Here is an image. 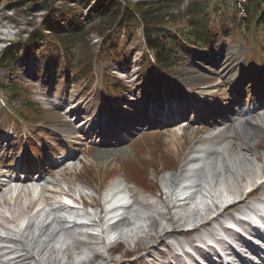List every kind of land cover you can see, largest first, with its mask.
I'll list each match as a JSON object with an SVG mask.
<instances>
[{
  "label": "rangeland",
  "instance_id": "rangeland-1",
  "mask_svg": "<svg viewBox=\"0 0 264 264\" xmlns=\"http://www.w3.org/2000/svg\"><path fill=\"white\" fill-rule=\"evenodd\" d=\"M18 1L20 0H0V58L3 56L4 50L10 49L13 52L9 66L0 64V87L4 93L10 96L13 94V103L11 104L13 110L31 117V121L36 123L37 127L16 125L15 123L10 125L5 114L0 112V134H4L0 137V141H5V146H0V163L8 159L14 160L16 156H22L26 140L28 145L36 146L44 152L39 161L42 165L48 161V154L61 157L58 153L60 151L72 153L69 148L74 144L70 139L63 137L64 132L71 129L64 121L67 118L63 116L66 112L65 106L73 109L78 103V108H80L77 113H74L73 118L67 119L68 121H73L74 116L80 115V122L83 121V118L90 119L94 122V127H98L101 123L107 124L109 127L112 124L117 125L118 133L122 137L125 136L126 139L122 143L120 151L113 150L108 154V157L107 154L105 156L100 153L99 143H94V138L86 141L76 140L77 142L81 141L76 147V175L72 174L62 178V181H59V186L54 185L52 189L70 190L71 202H76L74 199L79 197L81 202L89 207L98 202L105 183L125 182L133 187L134 192L147 197L146 201L150 205L145 208L136 207L124 225L113 230L117 234L109 240L108 244L107 242L105 244L100 236H92V242L98 244L96 247L98 254L82 256L81 260L83 261L79 262L74 259L81 252L80 250L70 253L69 258L65 254L59 255V258L62 264H152L148 259L137 262L136 258L150 250L151 246H157L152 248L153 251L150 253L155 258H159L158 252L164 249L165 243L171 235L163 243L159 242V236L171 229L170 221L172 220L169 219L171 216L176 222L175 229L177 231L187 229L201 217L211 215V212L216 210L215 205L220 206L232 196L229 193L231 186L228 180L230 179L222 176L215 180L216 182L214 181L213 189L203 188V191L198 192L197 196H193L190 204L185 208L186 210L174 207L172 202L167 209L166 198L169 201L171 198L164 193L166 190L160 189L159 184H161L163 176L173 173V166L184 160L194 145L205 137L225 131V125L215 123L216 120L219 121L218 118L206 119V111L199 110L202 100L206 101L202 103L205 107L210 105L208 100L213 102L212 107L218 112L225 103L227 104L225 106L229 108L232 98H237L235 94L237 88L246 91L254 90V88L249 90L245 84V80L253 71H248V77L242 81V71L249 61L253 46L244 42L240 36L241 34L244 36L243 32L237 30L238 26L243 23L246 0H175L177 3L174 5L180 7L178 9L180 12L173 14L170 20L168 19L165 30L153 35L158 50L164 49L172 63L171 66L165 67L170 76L168 80L157 75L154 68L146 61L144 42L141 37L143 28L139 20L123 24V28H120L121 26L113 28L109 31V37H100L90 31L101 20L100 12L96 8L97 0H89L90 2H86V0L84 2L82 0H47L49 9L42 6L41 1L31 7L17 8ZM119 1L124 4L126 2L157 5L158 2L171 3L173 0ZM190 3H195L203 9L199 13L204 18L203 23L208 26L207 43L203 47H197L188 39L190 23L187 18H183V14ZM262 13H264V9H262ZM38 26L46 29L51 36L57 37H65L83 31L85 44L80 42L76 47L67 49H64L63 46L61 48L47 47L44 42L39 41H31L25 45L30 33ZM255 30L253 45L257 47L260 54L264 55V24ZM95 54L105 60V64L98 63L96 65L99 81L91 82L87 75L82 79L73 80L69 64L74 63L76 57L84 60ZM86 65V63L83 64L84 69ZM102 74L112 75L116 78V82L113 81L112 84L114 90H110L109 95L103 93L104 98L102 96L104 89V84L101 82ZM214 93L216 94L213 98L211 96ZM155 98L157 99L156 103H154ZM164 98L169 104H164L162 101ZM170 103H177L180 107L185 105L188 109L196 108L205 125L191 124L185 121L163 130L133 126L131 129L137 131L129 130L130 135L120 129L125 125L124 123L133 121L132 119L148 116L151 109L155 112H164L165 109L170 108ZM60 107H63L64 110L59 109ZM233 111H236L232 117L233 124L226 132L233 135L234 139L229 140L228 144L232 142L236 147L247 150L243 151L242 155L250 160L251 166L248 165V167L253 169L249 177L241 178L240 182L238 180L241 175L239 177L234 175L235 178L231 177L232 192L235 190L236 193H240L242 187L248 186L254 181V176L260 175L261 168L264 166V111H259L254 117L248 118V122L258 136L253 141H248L241 129L236 126L238 122H242L240 115L245 110L237 112L239 108H235ZM80 122L73 127H80ZM212 122L216 126L209 128L208 125H211ZM185 125L188 127L183 129ZM193 129L196 130L194 133ZM212 129L215 130L210 132L209 130ZM83 137L79 136L80 139ZM212 142H217L215 146L227 145V141L221 138H216ZM214 149L217 148L214 147ZM24 160H27V156ZM35 167L33 169H36ZM203 167L204 165H201L199 171L201 175L206 176L207 173ZM53 176L52 172L49 176L44 175L43 177L48 184H51L54 180ZM17 186L16 189H20ZM138 186L151 187L150 196L152 198H148L147 193ZM236 187L241 188L238 190ZM12 193L5 191L3 198L12 197ZM225 193L227 195H224ZM9 194L10 196H8ZM221 195L225 200H222ZM34 197L35 195L31 194L18 195L19 200L16 205L19 201H33ZM56 200L57 204L55 205L59 208H62L61 205H71V202L63 195H57ZM2 202L3 199L0 198V203ZM14 203L15 199L11 198L7 204L0 207V211L6 213L7 217L12 215L15 216V219L17 218V221L13 223L1 221L0 235L8 234L14 238L18 235V230L21 233V229H24L30 216L33 217L30 221L34 222L31 229L32 234L37 233L41 223H47L48 220L54 221L57 216L61 217V213H63V211H57L48 217L45 215L46 211L36 216L35 210L27 205V214L21 218L16 205L12 207ZM97 211V207L92 205L91 212L97 215ZM160 213H169L170 215L159 216ZM139 214L142 219L135 225L133 221ZM193 214L196 217L191 218ZM154 219L157 220L155 223L156 232L151 226L152 221L155 222ZM51 227V230H55L59 227L62 228L63 224H51ZM148 229H151L152 232H148ZM78 231L79 228H76L73 234L70 231H64V235H60L65 245L64 248L72 243V236L76 237ZM27 234L28 232L25 233V236ZM150 234L154 238H149ZM84 235H78L79 237L76 238L83 240L85 239ZM53 246L60 247L52 241L49 247ZM21 247L23 248V244ZM82 248L85 247L81 246L80 249ZM23 252L27 255L25 251ZM49 252L48 250L44 251L40 260H45L49 256ZM35 259L37 260L36 257ZM85 260L89 262H84ZM33 263L34 261L27 259V264ZM0 264L10 263L5 258V260L0 259Z\"/></svg>",
  "mask_w": 264,
  "mask_h": 264
},
{
  "label": "bare ground",
  "instance_id": "bare-ground-1",
  "mask_svg": "<svg viewBox=\"0 0 264 264\" xmlns=\"http://www.w3.org/2000/svg\"><path fill=\"white\" fill-rule=\"evenodd\" d=\"M215 94L216 93H214V95H212L211 97L214 98ZM59 109L63 110V107H60ZM79 109L80 108H78V103H76L73 109H70L68 112L63 114L64 117H67L66 119H64V121H66L68 126L71 127V129L69 131L64 132L63 137L70 139L71 142L75 145V147L81 143V141L77 142L76 140L86 141L87 139L90 140L92 138L95 139L98 137H102V140L100 143H99V140L94 141V143L95 142L99 143L98 147H99L100 153H102L105 156L107 154V156H108V154L112 153L113 150H115V151L119 150L120 151L121 145H122V143H124V140L120 137L116 138V135L111 134L109 132L110 130L108 127H106L104 125L94 127V125H93L94 122L90 121V119L88 120V119L83 118V121L80 122V120H81L80 115L74 116L75 119L73 121L67 120V119L73 118L74 113H77ZM200 118H201V115H199L198 112H196L194 124L200 123L201 122ZM79 122L81 123V126L74 128L73 126L78 125ZM201 124L205 125V124H203V122H201L200 125ZM210 126L211 125H208V127H210ZM238 126L241 129V131L243 132L244 137L248 141H253L254 139H256L258 137L257 133L253 130L252 125L248 121H244L243 124H240ZM195 129H197V128H195ZM195 129H193V133L196 131ZM80 135L84 136L83 139L79 138ZM109 137L112 138L111 141L107 140ZM221 137H222V135H221ZM104 138H105V140H103ZM223 138H225V140H228V139L234 138V137L228 136V135H223ZM243 151H247V150H245L243 148L240 149L239 147H236L232 143L227 145V146H224L223 148H221L220 151H215V150L208 151L207 158H206L208 170H207V176H205L204 181H203V183L205 184L204 188L210 190V189H213V187H214L213 185L216 182L215 180H217L218 178H222V176H226V179H230V180H228V181H230V186H231V187H229V189H230L229 193L232 196L228 200L233 199V198L236 199L237 204H235V205H237V208L240 206H243V205L245 206L249 203L248 202V196H245V195H249V194L244 195L243 193L245 190H250L251 188H253L254 187L253 184L255 183V181H258L260 179V178H257L258 174L256 173L257 177L254 176V178H253L254 181L250 185L242 187L243 191L241 190L240 193H236V191L234 190L232 192L231 188H233V182H232L231 177L232 176L234 177V175L236 177H239L241 175L240 179L238 180L240 182L241 178H244V179L248 178L249 175L253 171V169L249 168L251 166L250 160L248 158H246V156L244 157L242 155ZM215 153L220 155V157H217L218 156L217 155L215 158H213L215 156ZM200 155L201 156L197 157V159H193V161L191 162L192 166L197 164L201 160V157L203 159L202 155H205V151L202 150ZM75 159H76V156L73 155L67 159L60 161V163L57 164L54 169L50 168V167L48 168V170H50L54 173V176L52 177L54 180H53V182H51V184H48V182H46L44 180L45 178H43V177H41L39 179L40 181L34 180L32 177H29V178L24 179V180H20L18 178L10 177L8 175V172H10V171L1 172L0 173V198L3 199V202L0 203V207H1V205H5V203L7 204V201L11 200V198L15 199V203L12 206V207H14L17 204L16 203L17 200H19L18 195L31 194L32 196L35 195V197H34L35 200L30 201V202H24V201L20 202L19 201L18 205H16L17 211H18V213L20 212L19 216L21 218H24L25 215L27 214L28 206L32 207L35 210V211L34 210L33 211H34L36 216H38L39 214H42L43 211L45 212V208L49 207V206H50V209L45 214L48 217L57 211L63 210L62 208H59V206L55 205V204H57V200H56L57 195L58 196L59 195L71 196V192H70V190H67V189H65V191L61 190V189H60V191L53 190L52 186L55 185L58 187L59 181H62V178H65V177L70 176L72 174L76 175L75 174V171H76ZM246 163H248V164H246ZM248 165H249V167H248ZM261 171L262 172L264 171V166L261 168ZM227 177H229V178H227ZM161 180H162L161 181L162 185L167 186L168 189H171L172 186L174 185L172 183L173 179H170V177L168 180H166L164 177H162ZM40 182H43V184H40L38 187L36 184L37 183L39 184ZM12 183H13V188H12ZM198 183L199 184H196L194 187L195 193L200 192V188L203 189L200 179H198ZM16 186H17V188L20 187V189H16ZM6 188H8V189H6ZM236 188L239 190L241 187H236ZM261 188L264 190V183L261 186ZM118 189H113V191L109 190L107 195L108 196L113 195V193H115L116 190H118ZM125 189L130 194L133 195V193H132V191H130V189H127V188H125ZM5 191H6V193H9L10 191L13 192L12 197H10V198L4 197L3 198V193H5ZM224 195H227V194L225 193ZM8 196H10V194ZM68 200H69V202H71L70 199H68ZM180 201H182L183 203L178 204L177 208H181V210H184L190 204V200H189V202H188V200H183V199ZM226 201L227 200H225V202ZM170 203H171V200L169 201V199L166 198L165 205H166L167 209L170 207ZM92 205L97 207V209L99 210L98 213H100V215L103 213L104 207H103V202L101 200L100 195H99L98 202L96 204H92ZM92 205H90V206H92ZM149 205H150V203H147V201L135 200L129 205V207H127L125 209V213H127V214L133 213V211L135 210L136 207H138V208L144 207L145 208L146 206H149ZM53 207H55V208H53ZM215 207H216V205H215ZM13 209L15 211V208H13ZM216 209H217V207H216ZM208 210H209V208H208ZM226 211L227 210L217 211L215 216L212 219L206 218V217H204V218L201 217L202 219L200 218L196 221L198 223H192L191 229H192V232L194 233V236L195 237L199 236L201 234V231H203V230L208 232L210 235H213L214 233L211 229L212 222L217 223V224L220 223V221L225 217ZM194 214L191 216V218L196 217V215H194ZM13 215H15V214H13ZM158 215L161 216V215H170V214L169 213H160ZM7 216L8 215H6V213H3V211H0V219H1L0 224H1V221H3V220L6 222H12V223L17 221V218L15 219V216H12V215H9V217H7ZM97 217H98V219H100L99 216H97ZM136 217H137V219H135L133 221V223L135 225L137 224V222L139 220L141 221V219H142L140 214L137 215ZM32 218L33 217H31V216L28 218L29 221H26L27 223L25 224L24 229H21V233L18 230V232H17L18 236H19L18 239L14 238V240H12V239H9V236L0 237V242L13 243L19 247H21L23 244V248H25V250H23V248L21 247L22 252L25 251L27 253V255L24 254V252L22 254L16 255L15 250H12V249L6 250V248H4V249L2 248L1 250L5 251L4 254L6 256H9L8 257V263H10V264H27V259H30V261L31 260L34 261L33 264H62V262L59 258V255H61V254L62 255L65 254V256L68 257V255H70V253H73L75 251L77 252L78 250H80L81 246H84L86 249H88L90 251L96 250V248L94 247L95 243L92 242V235H89V234H85L84 235L85 239H83V240H77V238H75V236H72V239H73L72 243L69 244V246L64 248L65 245H64V242L61 239L60 235H64V233H63L64 231H70L73 234V233H75L76 227L73 226V227H70L68 229L59 227L58 229L56 228L55 230H51L52 229L51 224L52 225L53 224L58 225L59 223L63 224V222L60 221L58 216H57V219H54V221L51 220L49 223H41L42 225L38 228V232L32 234L33 232L31 229L33 228V224H34L33 221H30ZM95 218H96V215H94V219ZM129 218H130V216H127V215L125 217H123L117 224H115L114 226L111 227V231L113 232V230H116L119 227H121L122 225H124V223ZM133 219H134V217H133ZM169 219L172 220V221H170L172 223L170 226L171 229L167 230L163 235L159 236V242L160 243H163L164 240L168 236H170L172 234L176 235V234L180 233V232H177V230L175 229L176 222L174 221L173 216H171ZM154 221H155L154 223H153V221H152V223L151 222L150 223H151V226L153 227L154 232H156L155 231V227H156L155 223L157 222V220L154 219ZM54 222H56V223H54ZM94 222H95V220H94ZM154 224H155V226H154ZM220 227H221V225H220ZM26 232H28L27 236H25ZM148 232H152V230L148 229ZM89 238H91V239H89ZM149 238H154V237H151V234H150ZM193 240H194V238L191 239L192 242H193ZM52 241L55 242L56 246L60 245V247H54V246L49 247ZM156 247L157 246H151V249L156 248ZM165 247L172 249V246L169 243L166 244ZM148 249H150V248H148ZM151 249L146 251V252L152 253L153 250H151ZM47 250L50 251L48 254L49 256H47V258L45 260L41 261L40 259H41L43 252L47 251ZM148 255H150L152 257V254H148ZM82 256L83 255L77 254L76 259H74V260L78 261V262L83 261V260H81ZM35 257L37 258V260L35 259ZM235 257L238 260H240L239 257H237V256H235ZM1 258H2V256L0 255V259ZM177 258H178V256L175 254L173 257V260H176ZM140 259L141 258L138 257L136 259V261L140 262L141 261ZM189 259L192 262H194L193 258L189 257ZM152 261L155 262L156 264H169V262H167V261L156 260L154 258L152 259ZM84 262H89V261L85 260ZM63 264H66V263H63ZM182 264H184V263H182ZM263 264H264V261H263Z\"/></svg>",
  "mask_w": 264,
  "mask_h": 264
},
{
  "label": "trees",
  "instance_id": "trees-1",
  "mask_svg": "<svg viewBox=\"0 0 264 264\" xmlns=\"http://www.w3.org/2000/svg\"><path fill=\"white\" fill-rule=\"evenodd\" d=\"M40 1L43 4L42 6H45L46 9H49L47 0H20L16 3V7H31L33 4ZM259 1L260 0H246L247 5L245 6V10L249 15V26L250 23L256 21V16L259 10ZM175 3H177L175 0H173L171 3L158 2L157 5L126 2L124 4L119 0H97V11L100 12L101 20L90 31L91 33H95L100 37H108L109 31L113 28L122 26L123 24L126 25L132 23L134 20H139L143 28L144 36L148 43V47L151 50H155L157 52L156 57L158 63L161 66L168 67L170 65L169 55L164 52V49H160V51L158 50V46L156 45V40L153 39V35L161 31V27L168 23V19L170 20V18L173 17V14L180 12L178 11L180 7L175 6ZM201 8V6L195 5V3H190L186 7L183 14V18H187L189 20L190 29L192 30L191 35L194 39H198L199 42L201 41V35L204 36L206 34V29L204 28L203 24L204 18L200 16L199 13V11L203 10ZM87 34L89 35V33ZM30 36L31 39L38 38L42 40L39 30L37 29H34L33 32L30 33ZM83 36L84 33L81 31L65 37H56V39L61 43L64 49H67L68 47H76L78 44H80V42L85 44ZM89 59L90 57L84 60H82L80 57H77L76 61L78 65L82 64L81 67H83V64L85 63L87 66L89 65ZM4 60H6V58L3 59V62Z\"/></svg>",
  "mask_w": 264,
  "mask_h": 264
}]
</instances>
